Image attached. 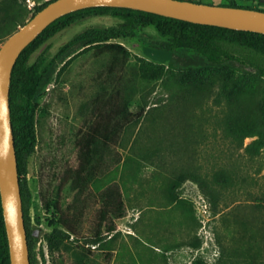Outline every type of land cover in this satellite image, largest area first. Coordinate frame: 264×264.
I'll return each mask as SVG.
<instances>
[{
  "label": "rangeland",
  "instance_id": "374dc122",
  "mask_svg": "<svg viewBox=\"0 0 264 264\" xmlns=\"http://www.w3.org/2000/svg\"><path fill=\"white\" fill-rule=\"evenodd\" d=\"M51 1L0 0V48ZM235 1L264 13V0ZM94 31L114 35L106 44L128 51L114 73L115 53L67 48ZM171 43L156 27H128L108 11L75 15L31 52L28 66L46 77L32 99L36 146L19 176L35 264L112 263L117 235L87 243L101 192L112 184L126 202L118 228L127 222L124 233L158 255L156 264H264V76L238 62L224 70L185 69ZM111 97L133 122L117 142L93 144L84 163L82 138L107 122L98 109H109ZM50 203L58 208L47 210ZM63 220L77 237L58 232ZM141 257L139 264L154 262Z\"/></svg>",
  "mask_w": 264,
  "mask_h": 264
},
{
  "label": "trees",
  "instance_id": "16d2710c",
  "mask_svg": "<svg viewBox=\"0 0 264 264\" xmlns=\"http://www.w3.org/2000/svg\"><path fill=\"white\" fill-rule=\"evenodd\" d=\"M191 1L202 2L201 0ZM51 2L37 6L36 13ZM219 5L246 9L252 8L251 6L241 5L235 0L228 4ZM108 11L120 13L128 27H156L161 34L171 40V48L176 55V60L180 62L185 69L224 70L235 68V64L238 62L242 65H248L258 69L260 74L264 76V34L262 33L198 24L172 18L152 11L129 7H89L66 14L47 25L24 49L13 70L10 101L18 156V173L20 177L25 173L27 157L35 148L37 140L35 124L36 109L32 99L46 82V77L40 73L38 68L28 66L27 60L31 52L36 48L41 39L44 41L66 28L75 15L83 13H104ZM34 15L35 14H33L32 17ZM30 18L31 17L26 20ZM112 38H114V35L94 31L77 39L72 44L68 45L67 48L80 44L83 48L87 46H96L101 53L107 51L115 53L114 64L111 68V72L114 73L116 71V65L120 59L127 61L128 51L123 45L118 43L106 44V42ZM254 58L261 60L262 64L257 61H251V59ZM159 74L160 76L164 75L163 69H160ZM47 78L49 77L47 76ZM109 100V109L104 110V107L100 110L98 109L100 112L99 115L101 117H106L107 122L96 125L91 132H87L82 138L81 147L85 154L83 159L84 163L93 144L98 141H102L106 145H109V143L112 142H117L118 136L122 133L125 127L133 122V115L128 111V108H121L116 105V101L118 100L117 97H111ZM98 108H100V105ZM144 113L145 110H142L139 114V118L143 117ZM112 118L117 120L113 126L109 124ZM152 158V155L145 157L147 162H152ZM80 170L82 171V169ZM80 170L76 173L78 177L81 175ZM64 180H69V177H65ZM200 184L206 192L207 188L203 184V181H200ZM22 196L30 246L31 264H35V258H33L32 255L33 244L31 243L30 238V217L23 183ZM100 197L102 206L96 215L94 231L92 235L87 238V243L92 245H101L108 235L115 233L118 228L116 220L124 217L126 212V202L123 198L122 190L117 184H112L107 187L101 192ZM46 208L47 210H53L58 208V206L56 203H50L46 204ZM60 225L62 229L57 230L63 237L71 235L77 237L76 229L67 220L61 221ZM0 264H11L1 193Z\"/></svg>",
  "mask_w": 264,
  "mask_h": 264
},
{
  "label": "water",
  "instance_id": "95a60500",
  "mask_svg": "<svg viewBox=\"0 0 264 264\" xmlns=\"http://www.w3.org/2000/svg\"><path fill=\"white\" fill-rule=\"evenodd\" d=\"M129 7L198 24L264 34V13L191 0H54L0 48V193L11 264H31L10 101L12 74L24 49L60 17L89 7Z\"/></svg>",
  "mask_w": 264,
  "mask_h": 264
},
{
  "label": "crops",
  "instance_id": "0c3cea01",
  "mask_svg": "<svg viewBox=\"0 0 264 264\" xmlns=\"http://www.w3.org/2000/svg\"><path fill=\"white\" fill-rule=\"evenodd\" d=\"M126 225H128L127 222L121 223L116 232L110 235V239L115 235L118 236V239L113 243L114 246L111 250L113 253L111 264H139L141 261H143L141 260V253L150 255L154 261L153 264H156V261L159 259V257H157L158 255L150 253V251L145 249L143 246H139V244L136 243L137 240L135 236L124 233V227H126ZM156 252L158 254L160 253V251L157 250Z\"/></svg>",
  "mask_w": 264,
  "mask_h": 264
}]
</instances>
